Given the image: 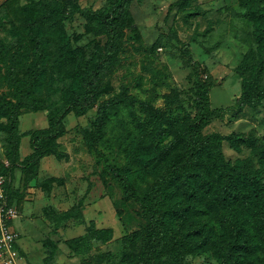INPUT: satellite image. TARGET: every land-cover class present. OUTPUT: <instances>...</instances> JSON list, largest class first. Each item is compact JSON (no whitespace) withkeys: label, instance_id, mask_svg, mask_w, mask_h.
<instances>
[{"label":"rangeland","instance_id":"rangeland-1","mask_svg":"<svg viewBox=\"0 0 264 264\" xmlns=\"http://www.w3.org/2000/svg\"><path fill=\"white\" fill-rule=\"evenodd\" d=\"M116 1L0 0V177L17 211V264H142L148 205L184 150L200 81L212 83L209 108L225 109L201 134L220 139L223 163L249 161L264 177L253 149L230 140H264V99L235 105L243 84L264 88V0H131L93 105L71 109L106 53L101 15ZM55 123L60 134L39 139L43 156L26 164ZM210 210L183 222H204L225 250L229 219ZM183 226L154 264H221L220 250L180 243Z\"/></svg>","mask_w":264,"mask_h":264},{"label":"trees","instance_id":"trees-1","mask_svg":"<svg viewBox=\"0 0 264 264\" xmlns=\"http://www.w3.org/2000/svg\"><path fill=\"white\" fill-rule=\"evenodd\" d=\"M130 2L131 0H117L111 11L101 15V23L107 35L106 53L93 66L87 68L82 78L84 94L71 99L68 102L69 108L85 110L93 105L97 77L104 63L113 54L116 29L122 22ZM211 86V82L196 83L194 117L185 124L184 150L158 177L155 196L150 199L148 205L147 218L150 228L144 248L146 259L142 264H154L156 255L166 250L169 239L172 240L175 235L173 232L178 231L177 228H184L182 225H185L186 231L181 234L180 243L185 241V238H194L192 245L188 241L186 245L193 250L207 247L212 248L214 254L220 250L221 264H264V177L252 169L249 161H236L232 166L223 163L219 148L220 139L201 134L202 128L210 120L221 118L225 113L222 108H209L207 90ZM262 99L264 88L243 84L235 105L255 106ZM9 118L13 123L16 121L13 111ZM99 121H102V116ZM60 131L59 124L55 123L51 131L34 136L32 145L37 149V153L26 164L31 160L38 161L43 156L39 139H55ZM230 140L235 146L237 143L250 146L260 157L264 169L263 139L231 136ZM195 160H198V163L194 164ZM175 176L180 178L179 185L174 183ZM168 204L170 207L165 208ZM214 207L225 211L229 219L224 234L227 240L225 250L222 249V236L212 233L204 222L201 221L199 225L190 221L187 224L183 222L190 214L199 218L208 216L210 209ZM195 237L202 238L197 240ZM168 264L172 262L169 261Z\"/></svg>","mask_w":264,"mask_h":264},{"label":"built area","instance_id":"built-area-1","mask_svg":"<svg viewBox=\"0 0 264 264\" xmlns=\"http://www.w3.org/2000/svg\"><path fill=\"white\" fill-rule=\"evenodd\" d=\"M17 216L14 206L8 203L2 190L0 177V259L3 264H17L15 257V244L18 243V233L12 228V223Z\"/></svg>","mask_w":264,"mask_h":264},{"label":"crops","instance_id":"crops-1","mask_svg":"<svg viewBox=\"0 0 264 264\" xmlns=\"http://www.w3.org/2000/svg\"><path fill=\"white\" fill-rule=\"evenodd\" d=\"M17 244H19V240H18V243Z\"/></svg>","mask_w":264,"mask_h":264}]
</instances>
